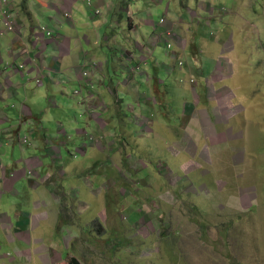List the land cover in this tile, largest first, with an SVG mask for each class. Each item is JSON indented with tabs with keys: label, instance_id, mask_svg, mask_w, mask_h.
I'll return each mask as SVG.
<instances>
[{
	"label": "rangeland",
	"instance_id": "obj_1",
	"mask_svg": "<svg viewBox=\"0 0 264 264\" xmlns=\"http://www.w3.org/2000/svg\"><path fill=\"white\" fill-rule=\"evenodd\" d=\"M34 1L16 49L0 0V264H264V0Z\"/></svg>",
	"mask_w": 264,
	"mask_h": 264
},
{
	"label": "crops",
	"instance_id": "obj_2",
	"mask_svg": "<svg viewBox=\"0 0 264 264\" xmlns=\"http://www.w3.org/2000/svg\"><path fill=\"white\" fill-rule=\"evenodd\" d=\"M16 1V4L15 5H17L18 7H17V9H18V11H21V12H23L24 14L25 13H27V14H29L28 15V17L27 18H25V17H22V19H24V20H26V23L25 24H23L25 27H26V31H23V29L21 30V32H20V36L18 37V38H10L9 40H10V44H12V46L13 47H16V49L18 48V42H21L22 40H21V36L25 33V32H27V29L30 27V25H31V23H32V20H33V18H36V17H33V15H34V9H31V8H28V5H31V4H33L34 5V3H35V1L34 0H24V2H22V0H15ZM36 1H38V2H40V4H42V5H45L44 3L46 2V0H36ZM64 2H65V0H63ZM76 1V0H75ZM74 1V2H75ZM99 7H101V5H100V0H95L94 1ZM74 6V4H68V5H66L65 7H61L59 10L58 9H56V6H54V10H53V8L49 5V6H47V5H45V6H43V9H45L47 12H48V14H49V17H50V19L51 20H57V18H59V16H57L58 14H57V11H60L61 13L62 12H65V11H68V10H70L72 7ZM183 8H185V7H183ZM169 11H167L166 13H168ZM36 13H39V9L36 7ZM149 13V12H148ZM171 13H172V11H170L169 12V14L171 15ZM115 17H119V12L117 11L116 13H115ZM37 17L39 16V14H37L36 15ZM102 18L104 17V16H101ZM161 17V16H160ZM107 19H109V17H107ZM34 21V20H33ZM48 24V23H47ZM105 24H109V22H105ZM48 25H50V24H48ZM6 26V30H9V29H11L10 28V26H9V24H6L5 25ZM41 25H38V26H36V28H35V33L36 32H39L40 33V30H39V27H40ZM19 27L20 26H17V29H19ZM52 27V26H51ZM200 25H197V26H195V29H197V30H199L200 29ZM21 29V28H20ZM51 29V28H50ZM52 30V29H51ZM53 31V30H52ZM76 33V31L75 32H73V34H75ZM41 37V36H40ZM45 37V36H44ZM54 39L56 38V36H52ZM52 37H47V39H51ZM52 38V39H53ZM111 40H113L114 41V44H113V53H112V55L110 54H104L103 52H102V45L104 44V45H108V43H107V39H102V40H100V41H98L97 43H96V47H95V49H94V52H95V54L98 56V57H101V58H106V57H110V56H115L116 57V60L117 61H120L121 59H122V56H118L117 55V44H118V42L116 41V39L114 38V37H111L110 38ZM30 41H31V39H30ZM47 42H49V41H52V40H46ZM130 43V44H128V43ZM137 44V50H136V54L138 55L139 54V52H138V50H140V43L138 42V41H132V39L131 38H126V39H124L123 40V42H122V45H123V49H122V51L123 50H126L127 52H131V50H132V45L133 44ZM165 43H166V39H164V40H162V42L161 43H159V46H164L165 45ZM107 59V58H106ZM105 59V60H106ZM101 62V61H100ZM96 63H98V62H96ZM53 64V63H52ZM52 64H50L49 62H47V65L48 66H51L52 67ZM98 64H96V66H97ZM30 71V70H29ZM28 71V72H29ZM53 71V70H52ZM0 78H2V76H0ZM49 85V84H48ZM31 86V85H30ZM48 88H51V86H48ZM5 91L6 92H8V93H10V94H12V95H14V96H16V97H20L21 96V92H20V88H19V86L18 85H15V86H13L12 88L10 87V85L8 84L5 88ZM113 98V96L110 98V99H112ZM6 105L7 104H5V107H6ZM8 106V108H9V105H7ZM12 107V106H11ZM7 109V108H6ZM125 118V117H124ZM6 121H3V124H0V127H3V129H5V128H7V127H9L13 122H11V123H9L7 126H5V124L7 123V121H9V117L8 118H6L5 119ZM0 122H1V120H0ZM61 130V129H60ZM32 134H34V133H32ZM60 134V133H59ZM37 141V140H36ZM52 142L54 143V146L55 147H60L62 144H56V142H54V140H52ZM73 148V147H72ZM86 147H82V149H85ZM14 149V152H17L18 151V155H21V151H20V149L16 146V147H14L13 148ZM27 149H29L30 151H29V154H34L35 152H36V150L38 149L37 147H33V148H27ZM5 150V153L7 152V150H8V147H6V149H4ZM86 151H87V149H86ZM64 153H69L68 151H63ZM70 154V153H69ZM26 160H29V161H31V157L30 156H27L26 157ZM40 164V162L36 165V166H38ZM24 167V164H22V166H21V168H23ZM29 172H33V170H24L23 172H19V171H16L15 173H14V179L16 180V181H21L22 179H28V181L29 182H31V183H33L36 187H39L40 186V183H41V181L40 180H35V179H32V178H26L27 177V175H28V173ZM31 203L32 204H34L35 203V201H31ZM0 219H3L2 218V209L0 210Z\"/></svg>",
	"mask_w": 264,
	"mask_h": 264
},
{
	"label": "bare ground",
	"instance_id": "obj_3",
	"mask_svg": "<svg viewBox=\"0 0 264 264\" xmlns=\"http://www.w3.org/2000/svg\"><path fill=\"white\" fill-rule=\"evenodd\" d=\"M88 4H90V6H93L94 5V1L92 0H88ZM101 11L100 8H95V14H98L99 12ZM10 28H12L11 24H9ZM45 27L44 26H41L39 27V30H40V33H41V37H44V36H52L53 33L50 29H44ZM45 33H48V34H45ZM169 39V37H166V43H167V40Z\"/></svg>",
	"mask_w": 264,
	"mask_h": 264
},
{
	"label": "trees",
	"instance_id": "obj_4",
	"mask_svg": "<svg viewBox=\"0 0 264 264\" xmlns=\"http://www.w3.org/2000/svg\"><path fill=\"white\" fill-rule=\"evenodd\" d=\"M183 2V1H182ZM188 1L187 0H185V3L182 5V6H184V7H186L188 4Z\"/></svg>",
	"mask_w": 264,
	"mask_h": 264
}]
</instances>
